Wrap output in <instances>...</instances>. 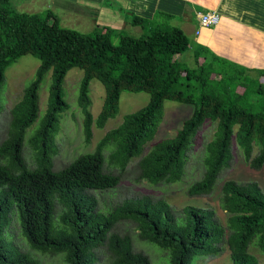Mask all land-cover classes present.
<instances>
[{"label": "trees", "instance_id": "1", "mask_svg": "<svg viewBox=\"0 0 264 264\" xmlns=\"http://www.w3.org/2000/svg\"><path fill=\"white\" fill-rule=\"evenodd\" d=\"M128 20L145 26L149 18L128 12ZM114 32L108 25L81 32L62 26L52 10L19 11L11 0H0V101L7 68L25 54L40 59L35 78L11 109L8 135L0 142V264H40L5 235L13 211L33 249L62 253L68 264H95L96 249L103 244L112 253V264H152L147 254L134 249L131 235L114 231L123 219L137 224L142 239L167 250L169 264H196L197 257L218 255L226 234L233 264H260L249 250L256 239L264 251V189L256 180L223 182L220 202L228 213L227 227L213 208L188 205L178 216L169 201L149 195L125 198L108 211L98 207L94 191L115 187L121 177L105 170L104 148L109 144L114 145L113 164L125 169L139 156L141 177L153 183L175 182L185 173L187 152L199 128L206 120L215 122L214 136L205 145V170L189 186L191 195L214 191L222 170L230 164L235 142L252 167L264 165V82L244 83L241 89L233 85L251 68L242 66L240 74L231 78H214L217 67L212 60L224 58L209 60L202 50L194 54L196 66L187 65L178 55L191 48L190 38L168 22L142 35L118 31V41ZM76 66L84 71L79 103L88 142L94 123L103 127L118 113L122 91H146L150 101L107 131L93 151L56 170L53 156L60 116L69 107L64 80ZM51 69L47 109L27 138L39 117L42 81ZM257 69L264 78V68ZM93 78L106 91L97 117L90 109ZM166 99L194 103L196 108L174 136L144 152L163 120ZM26 141L34 153L31 167L25 157ZM255 146L259 151L253 155Z\"/></svg>", "mask_w": 264, "mask_h": 264}, {"label": "rangeland", "instance_id": "2", "mask_svg": "<svg viewBox=\"0 0 264 264\" xmlns=\"http://www.w3.org/2000/svg\"><path fill=\"white\" fill-rule=\"evenodd\" d=\"M11 5L19 11L39 12L41 14L52 10L58 16L62 26L85 33L93 32L98 26L108 25L115 30L113 34L115 41H118V31L133 35H142L148 33L153 26L166 24L167 22L172 24L164 13L165 11L162 13L160 10L156 11V14L145 23V26L130 23L129 20L127 21L128 18L126 19V0H11ZM204 55L209 57L207 59L212 60L209 52H204ZM179 58L191 67L196 66V59L192 50H187L180 54ZM212 61L217 67L213 73L214 78H220V76L225 78H231L234 75L238 76L240 74L239 69L245 68L233 64L229 60ZM39 64V58L33 54H25L7 68L0 101V142L8 135L11 109L22 97L24 88L35 78ZM257 68L255 70L250 69L246 73H241L240 78L236 80L237 82L234 81L233 85L235 88L236 86L237 89L244 88V83L250 86H257L261 82H264L263 77L260 79ZM83 74L84 71L80 67H72L64 80V96L69 107L60 116V129L56 136L57 151L53 156V166L56 170L69 164L78 155L93 151L107 131L122 123L127 114L137 111L150 101V93L146 91H122L118 113L110 117L103 127H98L94 123L93 136L91 141L88 142L83 127L85 117L83 107L79 103ZM52 82L53 70L51 69L45 74L42 81L39 93V117L35 124L28 129L27 138H29L32 130L39 123L47 109ZM89 94L91 98L90 109L94 117H97L102 109L106 94L105 87L98 78L91 80ZM195 108L196 104L194 103L166 99L164 101L163 120L160 123L155 137L146 144L144 152H147L155 142L174 136L182 127L184 120L192 115ZM215 130L216 123L211 120H206L199 128L187 152L188 159L185 173L180 180L175 182L161 181L153 183L141 177L139 156L134 157L125 169L113 164L111 161V152L113 151L114 145L109 144L104 148L106 158L105 170L120 174L121 177L115 187L94 191L99 199L98 207L103 211H108L125 198L149 195L155 199L164 198L169 201L178 216H183L184 208L188 205L213 208L216 211L217 219L227 227L228 213L221 206L220 202L223 182L227 179H235L243 182L256 180L264 189V165L261 168L252 167L235 142L233 145V157L230 164L222 170L214 191L201 195L189 194V186L201 178L204 173L205 145L213 138ZM24 151L28 165L30 167L34 166V153L28 141H26ZM258 151L259 147L255 146L253 155L258 153ZM56 208L58 212L59 205ZM114 231L131 235L134 249L147 254L152 264H169L168 251L142 239L139 235V228L133 220L123 219L119 221L114 227ZM5 235L19 249L27 251L39 259L40 264H68L62 253L42 252L31 247L23 234L17 211H13L11 214V222L6 228ZM220 246L221 252L218 255L197 257L195 263L233 264L231 249L227 242V234L220 243ZM249 250L258 257L260 264H264V251L258 245L256 239L250 244ZM96 252L97 261L95 264H112L113 256L106 244L98 247Z\"/></svg>", "mask_w": 264, "mask_h": 264}, {"label": "crops", "instance_id": "3", "mask_svg": "<svg viewBox=\"0 0 264 264\" xmlns=\"http://www.w3.org/2000/svg\"><path fill=\"white\" fill-rule=\"evenodd\" d=\"M158 10L188 35L193 54L202 50L251 69L264 68V0H126V19L128 12L152 19ZM208 10L218 11L221 19L202 26L198 11Z\"/></svg>", "mask_w": 264, "mask_h": 264}, {"label": "built area", "instance_id": "4", "mask_svg": "<svg viewBox=\"0 0 264 264\" xmlns=\"http://www.w3.org/2000/svg\"><path fill=\"white\" fill-rule=\"evenodd\" d=\"M198 15L202 26L216 25L221 19V14L216 10L198 11Z\"/></svg>", "mask_w": 264, "mask_h": 264}]
</instances>
